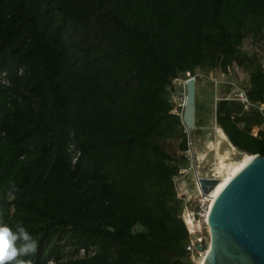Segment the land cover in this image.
Masks as SVG:
<instances>
[{
    "label": "trees",
    "instance_id": "obj_1",
    "mask_svg": "<svg viewBox=\"0 0 264 264\" xmlns=\"http://www.w3.org/2000/svg\"><path fill=\"white\" fill-rule=\"evenodd\" d=\"M263 30L264 0H0V264H187L168 86L233 62L264 103L240 51ZM214 119L264 157L261 113L218 99Z\"/></svg>",
    "mask_w": 264,
    "mask_h": 264
},
{
    "label": "rangeland",
    "instance_id": "obj_2",
    "mask_svg": "<svg viewBox=\"0 0 264 264\" xmlns=\"http://www.w3.org/2000/svg\"><path fill=\"white\" fill-rule=\"evenodd\" d=\"M257 43L259 45L252 44L248 38H245L240 44V51L258 62L264 71V42L260 40ZM189 77L194 79V122L191 128H186L183 124L182 126L189 146L188 156L193 157L194 164L189 166L186 159L174 161L173 166L176 168V174L172 178L174 195L181 202V208L180 198L184 193L190 195L189 208L194 206L198 196L193 185V168L203 178L215 180L218 175L223 177L227 168L236 165L246 154L233 147L226 136L225 138L221 136L218 130L219 126L214 119L215 102L218 99H230L236 91L246 89V72L232 62L224 69L216 65L210 69L196 68L192 75L188 72L179 73L168 86L170 113L180 115L181 102L185 94L184 81ZM249 109L248 107L245 110ZM251 132L254 134L255 128H252ZM176 145V139H169L168 150L175 156L183 152H179ZM179 216L181 218V210ZM197 234L202 235V244L204 250H207L208 231L203 223H199ZM204 253L199 258L193 257L191 261L187 254L186 262L202 264Z\"/></svg>",
    "mask_w": 264,
    "mask_h": 264
},
{
    "label": "water",
    "instance_id": "obj_3",
    "mask_svg": "<svg viewBox=\"0 0 264 264\" xmlns=\"http://www.w3.org/2000/svg\"><path fill=\"white\" fill-rule=\"evenodd\" d=\"M180 122H194V79L185 80ZM252 159L225 182L206 214L208 248L202 264H264V157ZM215 180L207 183L214 184Z\"/></svg>",
    "mask_w": 264,
    "mask_h": 264
},
{
    "label": "built area",
    "instance_id": "obj_4",
    "mask_svg": "<svg viewBox=\"0 0 264 264\" xmlns=\"http://www.w3.org/2000/svg\"><path fill=\"white\" fill-rule=\"evenodd\" d=\"M0 83L1 84L7 83V80L4 77V72H0ZM230 99L237 101L239 104H241L244 110L247 109L248 107L253 108L264 116V103L251 104L246 97L245 90L236 91L233 94V97ZM68 150L70 151V155H71V163H73L76 157L78 156L79 151L74 149L72 144L68 145ZM188 151H189V146L186 141V149L182 152V155L184 159L188 160L189 166L190 165L192 166V164H194V161L192 160L193 157L188 156ZM192 170H193L192 173L193 185L198 193L196 202H194V206L192 208H189L188 206H189L190 195L184 193L183 196L180 198L182 201L181 219L183 221L187 233V240L184 245V250L186 252V255L188 254L190 261L193 259V257H198V258L201 257L202 253L204 252V246L202 244V235H198L197 233H198L199 223L201 224L203 223L206 226L204 219L210 201L208 195L210 189L213 186L207 183V181L210 179H206L200 176L198 171H196V169L193 168ZM13 240H17V238H14ZM91 252L92 251H90V253ZM83 254H84L83 248H78L77 256H82ZM46 263L54 264L52 259H48Z\"/></svg>",
    "mask_w": 264,
    "mask_h": 264
},
{
    "label": "bare ground",
    "instance_id": "obj_5",
    "mask_svg": "<svg viewBox=\"0 0 264 264\" xmlns=\"http://www.w3.org/2000/svg\"><path fill=\"white\" fill-rule=\"evenodd\" d=\"M184 87H185V81H184ZM184 97H185V94H184L182 100L184 99ZM181 106H183V103L182 102H181ZM218 130H219L221 136L223 138H225L224 133L222 132V130L219 127H218ZM252 157H253V155H251V154H244V157L241 158V161H239L236 165H234L232 167L229 166L227 168V170L225 172V175H223V177L222 176H219V175H218V177L217 176L215 177V182H214L212 188L210 189V192H209V195H208V198L210 200L209 201V204H208V207H209L210 203L212 202V200L215 198L216 194L219 192V190L225 184V182L227 180H229V178L233 174H235L242 166H244L246 163H248L252 159ZM206 214H207V212H206ZM204 220H205V224H206V215H205V219ZM204 252H206V250H204Z\"/></svg>",
    "mask_w": 264,
    "mask_h": 264
}]
</instances>
